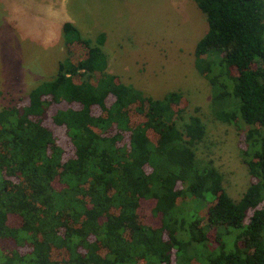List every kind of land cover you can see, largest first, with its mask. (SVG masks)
<instances>
[{"label": "trees", "instance_id": "16d2710c", "mask_svg": "<svg viewBox=\"0 0 264 264\" xmlns=\"http://www.w3.org/2000/svg\"><path fill=\"white\" fill-rule=\"evenodd\" d=\"M194 1L207 21L194 67L214 118L244 130L255 180L232 199L213 162L197 157L205 127L184 119L183 95L153 98L120 81L106 71L105 34L65 21L66 44L83 56L0 109V242L24 250L3 264H264V0ZM142 202L158 220L142 219Z\"/></svg>", "mask_w": 264, "mask_h": 264}, {"label": "rangeland", "instance_id": "374dc122", "mask_svg": "<svg viewBox=\"0 0 264 264\" xmlns=\"http://www.w3.org/2000/svg\"><path fill=\"white\" fill-rule=\"evenodd\" d=\"M65 21L93 39L105 34L106 71L120 81L153 98L171 91L183 95L176 107H185L184 119L196 114L205 127L197 157L213 162L225 190L238 200L255 179L243 160L244 130L214 118L210 84L194 67L195 44L207 30L205 14L194 0H0V109L24 104L33 87L55 76L60 61L83 56L79 43L66 44ZM67 105H51L50 113ZM130 116L133 121L140 118L133 110ZM43 122L67 146L64 128L49 116ZM141 204L144 221L158 220L149 212L151 204ZM200 214L204 219L206 210ZM208 236L213 238L212 230ZM16 245L0 242V264L12 251L24 252ZM60 255L54 250L52 258L59 260Z\"/></svg>", "mask_w": 264, "mask_h": 264}]
</instances>
